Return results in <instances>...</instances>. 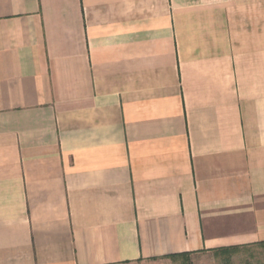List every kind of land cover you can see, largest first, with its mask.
Masks as SVG:
<instances>
[{
    "label": "crops",
    "instance_id": "1",
    "mask_svg": "<svg viewBox=\"0 0 264 264\" xmlns=\"http://www.w3.org/2000/svg\"><path fill=\"white\" fill-rule=\"evenodd\" d=\"M260 243L264 0H0V264Z\"/></svg>",
    "mask_w": 264,
    "mask_h": 264
},
{
    "label": "rangeland",
    "instance_id": "2",
    "mask_svg": "<svg viewBox=\"0 0 264 264\" xmlns=\"http://www.w3.org/2000/svg\"><path fill=\"white\" fill-rule=\"evenodd\" d=\"M158 264H264V245L237 248L230 252L168 257Z\"/></svg>",
    "mask_w": 264,
    "mask_h": 264
},
{
    "label": "trees",
    "instance_id": "3",
    "mask_svg": "<svg viewBox=\"0 0 264 264\" xmlns=\"http://www.w3.org/2000/svg\"><path fill=\"white\" fill-rule=\"evenodd\" d=\"M259 245H264V243H260L257 246H259ZM235 249H237V248L224 249V250H220V251H216V252H230V251H233ZM178 256H181V255H178ZM178 256H172V257H178Z\"/></svg>",
    "mask_w": 264,
    "mask_h": 264
}]
</instances>
